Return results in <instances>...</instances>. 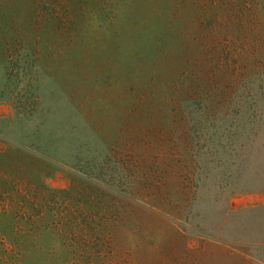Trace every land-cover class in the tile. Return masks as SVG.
I'll return each mask as SVG.
<instances>
[{
  "label": "rangeland",
  "instance_id": "obj_1",
  "mask_svg": "<svg viewBox=\"0 0 264 264\" xmlns=\"http://www.w3.org/2000/svg\"><path fill=\"white\" fill-rule=\"evenodd\" d=\"M0 264H264V0H0Z\"/></svg>",
  "mask_w": 264,
  "mask_h": 264
}]
</instances>
